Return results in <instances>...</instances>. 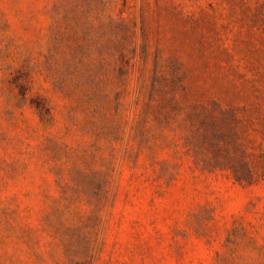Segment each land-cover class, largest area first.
<instances>
[{"label": "rangeland", "instance_id": "1", "mask_svg": "<svg viewBox=\"0 0 264 264\" xmlns=\"http://www.w3.org/2000/svg\"><path fill=\"white\" fill-rule=\"evenodd\" d=\"M262 3L0 0V264H264Z\"/></svg>", "mask_w": 264, "mask_h": 264}, {"label": "trees", "instance_id": "2", "mask_svg": "<svg viewBox=\"0 0 264 264\" xmlns=\"http://www.w3.org/2000/svg\"><path fill=\"white\" fill-rule=\"evenodd\" d=\"M260 7L264 9V3H262ZM224 167L231 171L234 179L237 182H250L252 180V173L249 165L246 162H232L229 165H225Z\"/></svg>", "mask_w": 264, "mask_h": 264}]
</instances>
